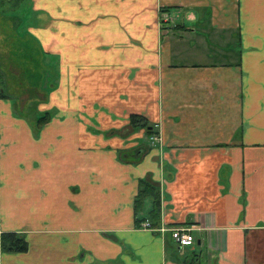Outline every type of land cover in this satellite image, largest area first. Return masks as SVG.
Here are the masks:
<instances>
[{
  "label": "crops",
  "instance_id": "0c3cea01",
  "mask_svg": "<svg viewBox=\"0 0 264 264\" xmlns=\"http://www.w3.org/2000/svg\"><path fill=\"white\" fill-rule=\"evenodd\" d=\"M40 1L53 117L37 139L0 99V236L29 244L0 264H264V0ZM141 179L193 246L136 226Z\"/></svg>",
  "mask_w": 264,
  "mask_h": 264
},
{
  "label": "rangeland",
  "instance_id": "374dc122",
  "mask_svg": "<svg viewBox=\"0 0 264 264\" xmlns=\"http://www.w3.org/2000/svg\"><path fill=\"white\" fill-rule=\"evenodd\" d=\"M92 2L97 3L98 0H92ZM31 4V0H22L20 2L18 0H0V87L3 86L1 84V81H3L6 94L7 96H11L10 98L12 99V102L18 104L19 100L23 98L24 103L26 102V107L32 105L33 102L41 103L42 95L47 94L51 88H53L52 85H54L55 82V77H50V74L47 72L52 70L49 66L37 69L36 62L22 64L25 57L24 54L32 52L33 49L25 39V42L23 41L22 43V34L24 31H29L28 27L31 25V20L28 22ZM38 5L42 10L46 11L51 18L53 17L52 0L49 2L41 0ZM8 11L9 13H6ZM11 16L16 19H8V17L10 18ZM14 22L17 25H15ZM195 24L199 30L203 29L201 26V17L199 18L198 23ZM196 26L192 25L190 28L196 30ZM171 36L172 34L169 32L168 37ZM5 40H7L6 43L8 44V47H10V50L6 54L7 56L4 55L5 52L3 51L5 48ZM22 44L25 46L22 47ZM190 45L192 44H189V46ZM35 46L37 47V45ZM40 53L42 52L40 51ZM197 55L199 57L200 53L198 52ZM46 57V60H44L48 63L50 57L48 55H46ZM9 61H11L13 65H17L20 72H22V78L21 76H16L18 75L16 72L19 71L15 66L12 67ZM35 73L36 76L34 75ZM33 85H36L33 90H26L28 88L31 89ZM21 86H24V88ZM27 109L29 110H27L25 115L32 119H36V113L43 112L34 108ZM20 112H22L21 109Z\"/></svg>",
  "mask_w": 264,
  "mask_h": 264
},
{
  "label": "trees",
  "instance_id": "16d2710c",
  "mask_svg": "<svg viewBox=\"0 0 264 264\" xmlns=\"http://www.w3.org/2000/svg\"><path fill=\"white\" fill-rule=\"evenodd\" d=\"M18 1L20 2L22 0H18ZM6 13H9V11ZM8 19L13 20L16 18L11 16L10 18L8 17ZM15 25L17 24L15 23ZM24 39L25 41L29 42L30 46L33 49L32 52H28L27 54H24L25 57L23 59L22 64L36 62L39 64L40 67H42L44 63V60L42 59H44L45 57L44 56L42 58L39 57L40 55L39 44L28 31H24V33L22 34V43ZM6 42L7 40H5V48L3 50L5 52L4 55H6L7 52L10 50V47H8V44ZM33 43L37 45V47ZM23 46L25 45L22 44V47ZM29 57H32L35 61L33 60L30 61ZM9 63L12 67L15 66L16 68L17 65H13L11 61H9ZM37 69H40L38 65H37ZM1 84L3 86L0 87V99H7L8 96L4 89L5 84L3 83V81H1ZM39 105H40L39 102H33L32 105L28 107L25 106L24 111L20 112L21 108L19 102L18 104H16L15 102L13 103L15 114H17L19 118L28 121V123L32 128L33 134L37 139L39 138L43 127H45V125H47V123H49L53 117L52 112L36 113V119L29 118L25 115L27 113V110H29L27 108L38 109ZM130 121L135 128L146 129L149 135L153 134V128L151 127L149 128V123L145 118L137 115H132ZM161 197H162L161 189L155 182H153L151 179L140 180L138 193L134 201L135 223L137 227L140 228L141 224L144 223L145 221L151 222L152 226L155 228L160 226L162 221ZM0 245H1V250L4 253H9V254H24L27 253L29 250V244L27 242L26 236L24 234H19L14 232L2 233L0 236ZM196 256L198 255H195V257Z\"/></svg>",
  "mask_w": 264,
  "mask_h": 264
},
{
  "label": "built area",
  "instance_id": "2783aa9c",
  "mask_svg": "<svg viewBox=\"0 0 264 264\" xmlns=\"http://www.w3.org/2000/svg\"><path fill=\"white\" fill-rule=\"evenodd\" d=\"M173 19L171 18L170 14L167 13L166 9H160V24L164 26L165 24L171 23ZM149 142L152 146H154L158 141L157 136H150L148 138ZM141 228L145 230L154 231L161 236H164L166 233H170L172 239L181 247H191L195 244V237L192 234V230L189 228H176L173 226H165L162 223L159 227L153 228L151 222L145 221L141 224Z\"/></svg>",
  "mask_w": 264,
  "mask_h": 264
}]
</instances>
